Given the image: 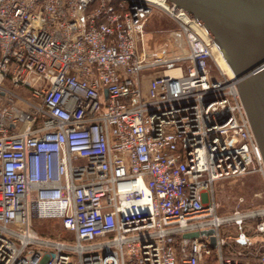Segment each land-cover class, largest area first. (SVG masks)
I'll return each instance as SVG.
<instances>
[{
  "label": "built area",
  "instance_id": "obj_1",
  "mask_svg": "<svg viewBox=\"0 0 264 264\" xmlns=\"http://www.w3.org/2000/svg\"><path fill=\"white\" fill-rule=\"evenodd\" d=\"M155 11L184 52L146 51ZM216 51L171 0H0V264H264V204L221 214L215 195L264 177Z\"/></svg>",
  "mask_w": 264,
  "mask_h": 264
},
{
  "label": "water",
  "instance_id": "obj_2",
  "mask_svg": "<svg viewBox=\"0 0 264 264\" xmlns=\"http://www.w3.org/2000/svg\"><path fill=\"white\" fill-rule=\"evenodd\" d=\"M204 25L234 72L264 158V0H171ZM213 229L184 236L208 235ZM215 237L211 243L215 245Z\"/></svg>",
  "mask_w": 264,
  "mask_h": 264
},
{
  "label": "rangeland",
  "instance_id": "obj_3",
  "mask_svg": "<svg viewBox=\"0 0 264 264\" xmlns=\"http://www.w3.org/2000/svg\"><path fill=\"white\" fill-rule=\"evenodd\" d=\"M146 51L174 55L184 52L186 43L178 22L171 16L155 11L146 25ZM213 73L219 75L216 60L211 61ZM215 195L221 214L236 208L251 209L264 204V177L260 173L223 178L215 182ZM31 224L44 236L70 237L60 219L32 217ZM256 262V261H253ZM254 264V263H253Z\"/></svg>",
  "mask_w": 264,
  "mask_h": 264
},
{
  "label": "bare ground",
  "instance_id": "obj_4",
  "mask_svg": "<svg viewBox=\"0 0 264 264\" xmlns=\"http://www.w3.org/2000/svg\"><path fill=\"white\" fill-rule=\"evenodd\" d=\"M216 58L221 69H223L226 72L232 73L231 67L229 66L228 62L226 61V58L223 56V54L220 51H216ZM170 72H172L173 74H180V69L172 68Z\"/></svg>",
  "mask_w": 264,
  "mask_h": 264
}]
</instances>
